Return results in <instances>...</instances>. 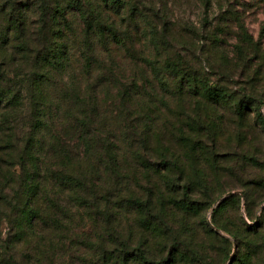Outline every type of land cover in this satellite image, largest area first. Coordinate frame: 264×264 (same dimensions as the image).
<instances>
[{
  "label": "rangeland",
  "instance_id": "obj_1",
  "mask_svg": "<svg viewBox=\"0 0 264 264\" xmlns=\"http://www.w3.org/2000/svg\"><path fill=\"white\" fill-rule=\"evenodd\" d=\"M22 1L26 11L30 8L31 25L14 37L9 30V49L0 51V92L7 93L0 109V180L4 179L0 192L10 191L8 171H20L17 156L10 167L4 162L18 153L11 148L12 141L34 124L47 132L46 140L55 135L65 149H83L74 119L79 104L89 108L88 130L98 136L93 152L103 161L108 159L106 147L117 155L112 169L106 167L105 174L91 182L94 187L89 193H84L89 194V204L82 202L83 207L76 209L66 193L59 198L57 206L66 213H52L60 217L59 229L54 224L53 228L61 239H46L39 245L29 241L13 264H93L91 244L100 241L105 226L129 237L131 247L146 241L156 258L197 254L202 259L195 264H229L251 254V264H260L264 259V124L252 107L239 113L228 101L214 108L202 104L201 97L187 89L180 76L168 75L163 64L167 56L180 57L194 75L210 77L235 96L246 91L264 101V0H124L118 11L100 0H80L110 23L115 36L106 32L102 40L88 39L82 19L71 12L72 28L65 35L68 63L62 70L50 68L44 80L38 56L49 38L39 34L38 12L32 13L39 1ZM22 36L25 41L18 40ZM239 43L244 46L242 53L236 50ZM14 45L18 51H28L12 57L9 46ZM148 62L159 69L164 84ZM86 87L98 104L75 102V91L82 88L86 93ZM11 94L14 98L7 101ZM259 109L264 116V104ZM163 157L174 162L175 169L167 172L154 165ZM195 171L201 172L207 189ZM165 174L175 178L173 191L167 188ZM243 192L255 194L249 203L250 216ZM130 194L143 200L150 197L152 202L161 199L165 217L163 223L154 224L155 236L145 230L137 209L124 201ZM231 195L240 199L225 202ZM222 201L216 219L238 233V239L221 229H215L216 234L207 232L206 223L214 228L213 208ZM0 210L6 212V205ZM2 218L3 213L0 259L11 256L4 252L9 225ZM47 226H42V233ZM0 264L8 263L0 260Z\"/></svg>",
  "mask_w": 264,
  "mask_h": 264
},
{
  "label": "trees",
  "instance_id": "obj_2",
  "mask_svg": "<svg viewBox=\"0 0 264 264\" xmlns=\"http://www.w3.org/2000/svg\"><path fill=\"white\" fill-rule=\"evenodd\" d=\"M35 4V8L32 11L38 12V27L39 34L43 33L47 44L41 50V54L38 56L41 63L39 67L42 69L41 78L47 79L50 68L58 67L64 69L67 60V53L65 51L68 42L65 35L71 31L72 25L69 20V14L71 12H77L78 16L82 19L83 29L88 39L92 36L98 37L102 40L106 32L114 37L112 27L107 20L101 16L98 18L92 9H89V5L82 4L80 0H50L46 4L44 1L38 0ZM105 5L118 11L124 7V0H100ZM23 1L19 0H0V51L6 52L9 48L6 41L9 40V30L14 33L20 31L31 25L27 15V11L21 6ZM35 3V2H34ZM4 25L6 27H3ZM28 28V27H27ZM115 39V38H112ZM18 40L25 41L22 36ZM10 52L13 54L21 52L22 55L26 54L28 48L23 51L17 50V45L9 46ZM28 47V46H27ZM238 53L244 51V46L241 43L236 46ZM7 53V52H6ZM185 60L180 57L173 58L167 56L164 61V68L168 75L180 76L182 81L185 82L187 89L197 93L201 99L202 104L209 107L222 106L227 101L232 102L233 107L239 113H241L243 107L253 108L254 114L259 121L264 124V116L260 111V106L264 104V101L256 97L251 93L244 91L241 96H235L230 91L221 88L210 77L205 75H194L192 70H188ZM151 66L155 72L159 82L164 84L163 78L159 74V69L156 66L152 67L151 63H147ZM224 72V68H222ZM225 73V72H224ZM40 83L39 78H37ZM86 93L82 88H78L75 91L76 103H96L94 94L89 91V88H85ZM7 93L0 92V109L3 107V100L7 99ZM14 98V94L8 97L7 101H11ZM98 104V103H96ZM86 110L82 105H78V109L74 114V119L79 129V141L81 140L82 150H68L59 142L55 135L46 140L47 132L43 131L37 124H34L33 129L21 137H15L12 141L14 150H18L17 154H11L4 162L11 166L13 159L17 156L16 162L20 171L17 173L13 169L8 171V175L11 178L8 184L10 191L0 192V206L6 205L7 210L3 212L0 210V214L3 213V218L9 225L6 238H4V252L11 256L3 255L0 260L9 264L16 261V254L21 253L22 249L28 245L29 241L39 245L40 241L46 239L55 240L56 237L61 239V236H57L54 231V227L59 229L60 217L53 215L52 211H62L64 214L65 209L59 208L58 201L62 197L63 193H66L67 197L76 209L83 207L81 204L85 202L89 204V191L94 187L91 183L94 180L101 178V174H105L106 167L111 168L112 163H116V155L111 149L106 147L107 161L93 152V145L98 139V136L92 135L88 127L91 123V113L89 108ZM96 115H94L95 117ZM103 143V141H100ZM192 156V155H191ZM118 160V157H117ZM15 163V165H16ZM167 172L175 169L176 164L171 160L163 157L158 164ZM1 167V166H0ZM15 167V166H13ZM148 168V165L145 164ZM157 173H160L158 168L155 169ZM196 172V177L199 178L201 186L205 187L202 182L203 175L199 171ZM101 173V174H100ZM167 188L170 191L174 190L176 185L175 178L168 175H163ZM4 179L0 184L3 183ZM12 182V183H11ZM206 188V187H205ZM207 189V188H206ZM187 186L185 185L182 190L183 197H186ZM207 193V192H206ZM247 213L250 216L249 203L255 199V194L243 192L242 194ZM240 197L231 195L224 201H235ZM125 202L132 204L138 211L144 228L151 235L155 236L156 227L158 223L164 221V210L162 209L161 199H157L156 202H152L149 197L145 200L138 197L136 194H130L124 198ZM183 204V199L179 200ZM224 207V202H220L218 206L213 208L211 225L206 223L207 232L209 234H216L215 229H221L227 231L235 239L239 238L238 233H234L227 230L224 224L220 223L216 219V214ZM72 211V207H68ZM264 213V205H263ZM48 220H52L48 222ZM108 221V220H107ZM106 223V219H105ZM48 224L47 230L42 233V226ZM51 224V225H50ZM166 225H168L166 223ZM169 227V225H168ZM252 226H248L251 229ZM38 228H40L38 230ZM256 228V227H255ZM102 235L99 234V242L91 244L93 247V264H195L197 261L201 262V257L197 254H168L167 256L156 258L152 254V247L149 246L146 241H141L137 247H131L129 237L125 238L122 233L112 228V226H105ZM103 239H107L105 242ZM1 240V237H0ZM62 242V240H61ZM187 245L186 243L183 244ZM179 247V246H178ZM11 257V258H10ZM195 257V259H194ZM204 263V262H202ZM205 264V263H204ZM229 264H251V254H245L242 258H234ZM260 264H264V259Z\"/></svg>",
  "mask_w": 264,
  "mask_h": 264
}]
</instances>
